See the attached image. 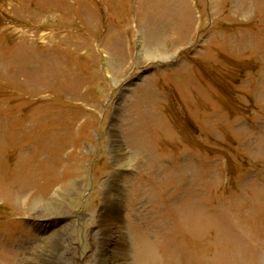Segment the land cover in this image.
Here are the masks:
<instances>
[{"label":"rangeland","instance_id":"1","mask_svg":"<svg viewBox=\"0 0 264 264\" xmlns=\"http://www.w3.org/2000/svg\"><path fill=\"white\" fill-rule=\"evenodd\" d=\"M59 263L264 264V0H0V264Z\"/></svg>","mask_w":264,"mask_h":264},{"label":"bare ground","instance_id":"2","mask_svg":"<svg viewBox=\"0 0 264 264\" xmlns=\"http://www.w3.org/2000/svg\"><path fill=\"white\" fill-rule=\"evenodd\" d=\"M111 211V210H110ZM63 262V261H62ZM60 264V263H59Z\"/></svg>","mask_w":264,"mask_h":264}]
</instances>
